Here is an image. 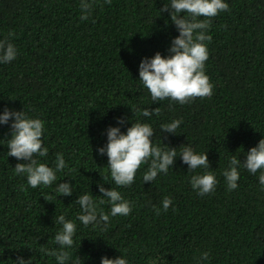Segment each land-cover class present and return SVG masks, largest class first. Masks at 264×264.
<instances>
[{"label": "trees", "instance_id": "obj_1", "mask_svg": "<svg viewBox=\"0 0 264 264\" xmlns=\"http://www.w3.org/2000/svg\"><path fill=\"white\" fill-rule=\"evenodd\" d=\"M165 2L97 0L91 16L81 20V0H0V40L17 49L13 61L0 63V112L23 110L41 119L48 155L36 159L55 170L61 153L67 165L51 186H28L26 175L14 173L26 161L7 156L11 120L0 125V264H18L17 257L58 264L40 249L61 250L54 243L60 215L76 224L74 244L64 249L66 264H100L102 256L119 255L127 264H264L260 172L240 168L231 191L222 176L231 156L243 162L264 138V0H224L230 10L212 18L206 33L211 40L205 42V74L213 94L183 105L153 102L138 79L141 59L170 55L179 34L169 13H159ZM157 107L159 115H143ZM173 120L182 121L177 134L160 132ZM136 122L152 127L153 146L175 148L177 157L152 182H143L144 164L130 186L118 187L107 155L97 148L106 145L108 127L125 133ZM185 146L206 152L211 169L188 170L179 156ZM204 171L215 175L217 186L201 196L189 179ZM60 182L72 185L71 196L56 193ZM98 184L116 189L132 205L128 216H110L106 230L77 219L75 201L85 193L110 212ZM49 196L51 202L45 201ZM166 196L172 205L156 215L153 205L162 208ZM205 251L209 259L200 261Z\"/></svg>", "mask_w": 264, "mask_h": 264}, {"label": "clouds", "instance_id": "obj_2", "mask_svg": "<svg viewBox=\"0 0 264 264\" xmlns=\"http://www.w3.org/2000/svg\"><path fill=\"white\" fill-rule=\"evenodd\" d=\"M103 2L111 4V0H103ZM96 3L97 0H88V2L81 0V20L91 16ZM229 10V5L224 0H166L159 13L165 11L169 13L170 20L179 34L171 41L168 49L170 55L162 56L157 52L151 58H142L138 67V79L150 92L153 102L168 99L183 105L196 98H211L213 85L205 74V62L208 59L205 42L210 41L211 36L206 33L212 18ZM8 35L12 36V33L9 32ZM16 55L17 49L9 40H0V63H9L16 58ZM159 111L158 107L152 110L145 109L143 115L145 117L159 115ZM117 119L118 123H123L122 119ZM10 120L11 133L7 141V156L14 157L18 161H26V163H17L14 173L26 175L27 185L32 188L41 185L51 186L58 179L56 171H62L67 165L61 153L56 155L55 170L36 159L48 155V149L43 146L42 140L44 122L39 118H29L23 110L14 111L5 108L0 112V125L8 124ZM181 123V120H173L162 124L160 132L177 134L176 129ZM106 134L107 143L97 148V153L107 155L111 178L118 187L130 186L137 171L144 164L148 167L143 174V182H152L159 173H167L177 157L175 148L169 147L164 150L153 146L154 130L146 123H131L125 133H122L119 127L110 126ZM179 156L182 162L187 164L188 170L211 169L206 152L197 154L191 147L185 146ZM240 168L251 174L259 171V183L264 190V138L247 151L243 162L237 156L229 158L228 167L222 171L229 191L238 187ZM189 183L198 195L203 196L215 191L217 179L211 171H204L202 174L192 175ZM97 187L102 194L100 196L107 198L110 212L105 213L98 209L93 196L85 193L75 201L81 209L77 219L85 227L102 224L106 230L110 216H128L132 205L116 189L105 188L102 184H98ZM21 188L26 190L23 185ZM55 191L58 195L71 196L73 188L69 182H60ZM44 200L51 202L52 197L49 196ZM99 203L103 204L105 200L101 199ZM171 205L172 199L166 196L162 200V208L153 205V209L155 214L159 215L161 210L167 212ZM55 223L62 225L54 237V243L61 250L41 248L40 251L45 255L54 256L58 264H66L69 255L64 249L71 248L74 244L76 224L66 220L64 215L56 217ZM208 259L209 252L200 254V261ZM17 262L28 264V261L21 257H17ZM100 264H127V261L121 255L114 259L102 256Z\"/></svg>", "mask_w": 264, "mask_h": 264}]
</instances>
